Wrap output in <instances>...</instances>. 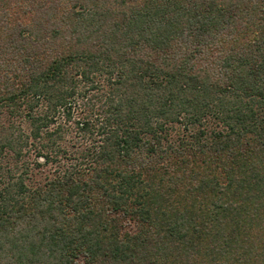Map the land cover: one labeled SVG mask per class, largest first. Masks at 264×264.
I'll return each instance as SVG.
<instances>
[{
  "label": "trees",
  "instance_id": "16d2710c",
  "mask_svg": "<svg viewBox=\"0 0 264 264\" xmlns=\"http://www.w3.org/2000/svg\"><path fill=\"white\" fill-rule=\"evenodd\" d=\"M0 264H264V0H0Z\"/></svg>",
  "mask_w": 264,
  "mask_h": 264
}]
</instances>
